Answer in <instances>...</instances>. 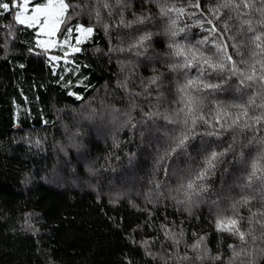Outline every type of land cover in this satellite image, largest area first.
Segmentation results:
<instances>
[{
	"label": "trees",
	"instance_id": "1",
	"mask_svg": "<svg viewBox=\"0 0 264 264\" xmlns=\"http://www.w3.org/2000/svg\"><path fill=\"white\" fill-rule=\"evenodd\" d=\"M66 2L78 5L67 14L69 27L94 28L69 71L55 68L38 48L35 28L15 23L14 9L0 8V264H264V244L250 241L247 254L233 258L229 245L240 241L215 224L218 214L232 215L233 201L244 194L251 166L264 153V126L208 135L216 129L203 121L185 126L183 113L176 115L184 107L177 88L200 70L170 71L178 58L169 44L214 52L209 26L199 21L211 18L207 9L216 0H199V8L197 0H122L111 15L98 0ZM172 6L184 12L161 15V7ZM140 17L144 23H131ZM145 33L152 34L146 48H132ZM205 37L209 43L198 45ZM208 72L201 79L222 89L194 95L200 114L212 120L217 103L240 102L241 92L236 77ZM154 75L160 87L148 84ZM185 132V145L166 154ZM229 146L203 181L207 191L190 193L186 184L208 153ZM238 212L249 215L244 207Z\"/></svg>",
	"mask_w": 264,
	"mask_h": 264
},
{
	"label": "snow or ice",
	"instance_id": "2",
	"mask_svg": "<svg viewBox=\"0 0 264 264\" xmlns=\"http://www.w3.org/2000/svg\"><path fill=\"white\" fill-rule=\"evenodd\" d=\"M100 7L108 9V14L111 15L113 3L116 7H120L122 0H98ZM200 7L199 0L195 5ZM78 5L67 3L66 0H8V2H0V8L12 13L14 12L15 23L25 26L27 28L37 29V35L43 34L49 37L48 40L39 42V45L44 48L60 47L62 50L64 45H69L73 38V28H64V39L62 43L57 44L56 40L51 39L61 31V26L68 22V13L70 8L75 10ZM176 11L178 14L184 12V8H176L172 6L161 7L160 12L162 16H168L169 12ZM208 16L199 21L201 26L205 23L209 26L205 29L211 36V48L215 51L208 50L207 52L201 50L200 47L188 48L173 41L169 44L172 50L170 56L178 58L177 62L169 66V70L176 72L183 69H190L197 67L200 70V76L195 79H187L183 85L177 88L181 94L179 103L184 105L180 108L176 115L181 113L184 115L182 123L185 126L194 127L198 121L208 124L216 131L207 133L208 135H218L219 130L227 128H243L249 129L256 125L264 126V0H216L215 4L207 9ZM201 16L204 13L201 12ZM96 17L100 19V10L97 8ZM145 18L140 17L137 21L131 23H144ZM131 23H125L123 18L120 24L124 27H131ZM175 25V20L172 21ZM107 25L105 30L107 31ZM178 31H183L179 29ZM75 43L77 45L83 43L90 35L94 33V28L91 26L76 25ZM177 31H173L171 35L175 37ZM228 35V39L233 41L232 44L224 42V37ZM152 38L151 33H145L131 47L136 49L146 48V42ZM198 45H205L209 43V38L198 41ZM231 47L232 54L228 49ZM123 50V49H119ZM73 52H79V47H73ZM68 53L65 51V56ZM140 52L137 51V55ZM233 55L238 59H233ZM52 60L58 57H51ZM182 59V62L180 60ZM258 66V67H257ZM217 73L227 72L229 75L227 79L236 77L238 80L237 91L241 92L239 98L240 102H233L229 104L217 103L215 117L208 120L202 112L201 98L194 95L196 92L202 90L218 91L222 89L223 85L220 83L205 82L201 77L210 74L208 70ZM161 76H152L148 84L160 87ZM225 82H227L225 80ZM143 83V82H142ZM123 86V85H122ZM148 88H145V93ZM140 93H137L139 95ZM246 97V98H245ZM80 97H78L79 99ZM235 109L236 111H232ZM149 115V119H151ZM168 119L169 123H180L181 121L171 119L169 117H162ZM230 121V122H229ZM188 139V133H182L180 136L174 137V145H169L166 149V154L175 152L178 148H182ZM261 143H264L262 139ZM231 150V146L225 151L217 152L211 151L205 157L203 166L194 172V178H190L186 184V189L190 193L199 194L207 191V186L203 183L208 176H210L218 164L222 162V158ZM264 160V153L254 161L251 166V171L246 177V182L241 188L244 193L238 200H234L231 209L232 215L218 214L215 221L216 230L218 232H227L231 236L238 238L240 245H229L233 252V258H239L246 255V246L251 241L252 243L264 244V164L258 161ZM190 199V195H189ZM259 201L260 208L255 211L249 207L254 201ZM244 207L248 209L249 215L247 217L239 215L238 209ZM246 223L248 228L243 230L241 223ZM259 231V235H257ZM204 237L194 242L191 247L193 249L199 248L203 243ZM264 251V248L260 249ZM214 259H220L219 256ZM231 264V261L229 262Z\"/></svg>",
	"mask_w": 264,
	"mask_h": 264
},
{
	"label": "rangeland",
	"instance_id": "3",
	"mask_svg": "<svg viewBox=\"0 0 264 264\" xmlns=\"http://www.w3.org/2000/svg\"><path fill=\"white\" fill-rule=\"evenodd\" d=\"M43 2H46V0H43ZM79 25H84L85 27L91 26V25H85V24H79ZM67 27H69L68 26V22L66 24H64V25L61 26L60 33H58L56 36H54V37L51 38L53 40H56V42H57L58 45L60 43H62V41L64 39V31L63 30H64V28H67ZM91 27H93V26H91ZM76 35H77V33L75 32V28H73V38L70 40L69 45H64L63 50L59 46L58 47H49L47 49L44 48V47H41L39 45L38 41L39 42H43V41H46V40L49 39V37H46L43 34H40V35L37 36V45H38V48L48 56L50 62L52 63V65L55 68L59 67L60 65H64L66 67L67 71H69L70 70L69 63L72 62V56L74 55V53H76V52H73L72 51V48L73 47H79V48H81V44H82L81 43V44L77 45L75 43V36ZM92 35H90L86 40L90 39L92 37ZM65 51L68 53L66 56H65ZM54 56L55 57H58V59L52 60L51 57H54ZM100 133H99V135H101ZM105 134L106 133H104V136H105ZM53 179H55V180L58 181L59 180V177H57V176L54 175ZM71 181L72 180H70V182ZM135 181H138V179L135 180Z\"/></svg>",
	"mask_w": 264,
	"mask_h": 264
}]
</instances>
